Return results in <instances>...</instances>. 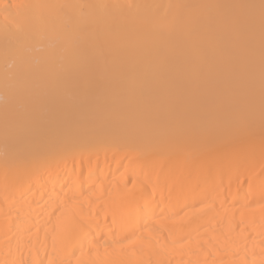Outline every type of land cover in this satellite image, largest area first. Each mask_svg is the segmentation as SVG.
I'll return each mask as SVG.
<instances>
[{
  "label": "bare ground",
  "instance_id": "bare-ground-1",
  "mask_svg": "<svg viewBox=\"0 0 264 264\" xmlns=\"http://www.w3.org/2000/svg\"><path fill=\"white\" fill-rule=\"evenodd\" d=\"M0 264H264L262 0H0Z\"/></svg>",
  "mask_w": 264,
  "mask_h": 264
},
{
  "label": "snow or ice",
  "instance_id": "snow-or-ice-1",
  "mask_svg": "<svg viewBox=\"0 0 264 264\" xmlns=\"http://www.w3.org/2000/svg\"><path fill=\"white\" fill-rule=\"evenodd\" d=\"M262 4H264V0H262Z\"/></svg>",
  "mask_w": 264,
  "mask_h": 264
}]
</instances>
